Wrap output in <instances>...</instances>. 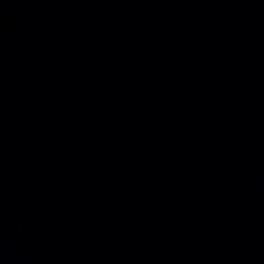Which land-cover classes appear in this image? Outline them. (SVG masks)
<instances>
[{"label":"water","instance_id":"1","mask_svg":"<svg viewBox=\"0 0 264 264\" xmlns=\"http://www.w3.org/2000/svg\"><path fill=\"white\" fill-rule=\"evenodd\" d=\"M0 264H264V0H0Z\"/></svg>","mask_w":264,"mask_h":264}]
</instances>
